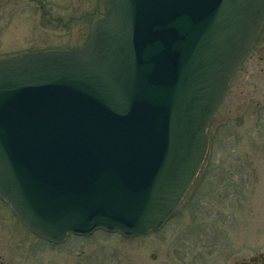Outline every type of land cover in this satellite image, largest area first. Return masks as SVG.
I'll return each instance as SVG.
<instances>
[{
	"label": "water",
	"instance_id": "water-1",
	"mask_svg": "<svg viewBox=\"0 0 264 264\" xmlns=\"http://www.w3.org/2000/svg\"><path fill=\"white\" fill-rule=\"evenodd\" d=\"M102 4L83 47L0 60V197L56 243L169 219L264 26V0Z\"/></svg>",
	"mask_w": 264,
	"mask_h": 264
},
{
	"label": "rangeland",
	"instance_id": "rangeland-1",
	"mask_svg": "<svg viewBox=\"0 0 264 264\" xmlns=\"http://www.w3.org/2000/svg\"><path fill=\"white\" fill-rule=\"evenodd\" d=\"M103 12L101 0H0V59L79 47ZM208 133L198 178L160 231H97L53 247L0 201V264H238L264 254V33Z\"/></svg>",
	"mask_w": 264,
	"mask_h": 264
},
{
	"label": "flooded vegetation",
	"instance_id": "flooded-vegetation-1",
	"mask_svg": "<svg viewBox=\"0 0 264 264\" xmlns=\"http://www.w3.org/2000/svg\"><path fill=\"white\" fill-rule=\"evenodd\" d=\"M263 33H264V28H263V30H262V33H261V35H260V37L258 38V41H257V43L255 44V46L258 44V42L260 41V39H261V37H262V35H263ZM254 46V47H255ZM253 47V48H254ZM252 52V51H251ZM251 54V53H250ZM248 59H249V57H248ZM240 71V69L238 70V72ZM237 72V73H238ZM236 73V74H237ZM239 264V263H238ZM251 264H264V254L263 255H257V259L256 260H254V261H251Z\"/></svg>",
	"mask_w": 264,
	"mask_h": 264
}]
</instances>
